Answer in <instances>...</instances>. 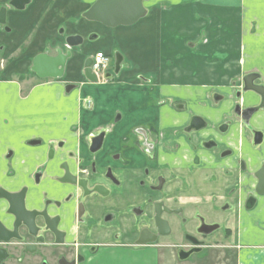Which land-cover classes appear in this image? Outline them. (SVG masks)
<instances>
[{"label":"crops","instance_id":"obj_1","mask_svg":"<svg viewBox=\"0 0 264 264\" xmlns=\"http://www.w3.org/2000/svg\"><path fill=\"white\" fill-rule=\"evenodd\" d=\"M10 1L0 0V7L5 8V24L0 25V185L9 190L25 183L35 185L32 189L38 193V200L30 195L29 209H40L43 198L62 199V191L43 194L52 168L47 171L49 179L45 186V174L38 184L30 176L41 165L57 166L65 158L67 149L75 150L77 135L70 131L73 124L79 120L81 124L110 121L113 124L119 120V113L125 119L120 123L130 124L133 112L128 111L132 105L123 107L128 90L140 92L143 88L146 96L142 101L150 105V113L154 115L147 119V110L132 123L146 124L153 130L152 137L157 139L158 126L171 129L187 117L186 113L177 114L167 105L159 108L155 104L159 98L189 104L197 113L208 117L213 127L229 115L235 80V84L240 83L241 76L248 72L258 73L264 80V0H148L144 3L145 15L136 23L114 28L82 17L95 0H29L24 10L9 5ZM92 34L95 39L88 41ZM71 35H80L84 45L72 50L64 78L48 83V79L26 77L37 54L54 55L53 49L58 46L62 49L64 38ZM96 51L120 56L123 68L118 79L122 83L118 81L105 90L84 84L81 91L65 92L63 80L85 81L81 74L83 61ZM38 68L45 74L46 61H40ZM140 74L149 78L145 85L136 80ZM19 76L26 78L21 81ZM214 94L225 98L215 101ZM82 95L92 97L93 110L78 107ZM143 102L140 100V104ZM235 129L239 130V126ZM117 132V139L127 138L122 130ZM236 134L232 131L219 140L225 139L233 145ZM208 135L209 132H201V137ZM31 139L39 140L40 145H28ZM52 140H62L65 144L54 148L53 160L49 161L46 153ZM240 142L238 157L245 160V172L229 158L216 162L211 151L198 150L193 159L178 153L173 166L179 195L183 199V195L198 198L203 195L209 199L218 195L220 188L224 193V188L250 187L254 180L246 174L264 163V153L253 155L249 138L242 137ZM163 149V146L157 148V158L163 155ZM8 150L12 152L6 157ZM135 162L139 166L143 164L139 160ZM70 166L75 168L73 163ZM13 173L16 183L7 178ZM242 197L232 203L233 217L226 219L233 230L228 244L237 253L235 264H264V229L259 228H264V193L249 211L243 209ZM6 207L0 202V219L6 217ZM106 209L107 206H102L95 210L93 217L97 224ZM73 219L71 215L69 227H73ZM97 224L89 233L93 241L111 242L108 224ZM79 230L67 231L65 242L71 244L87 234ZM22 249L19 248L18 254ZM85 257L79 264H159L162 258L154 246L126 245L101 247Z\"/></svg>","mask_w":264,"mask_h":264},{"label":"flooded vegetation","instance_id":"obj_2","mask_svg":"<svg viewBox=\"0 0 264 264\" xmlns=\"http://www.w3.org/2000/svg\"><path fill=\"white\" fill-rule=\"evenodd\" d=\"M12 2L13 0L8 4L15 7ZM2 8L4 7H0V10ZM94 39L95 35L93 34L87 38L88 41ZM83 45V38L77 45H69L64 38L62 49L58 46L55 50L53 49V52L55 51L54 55L58 49L62 54L69 52L70 56L66 59V65L68 59L73 55L72 50ZM97 52L99 51H96L92 56H87L83 61L81 69L82 79L85 80L83 83L63 80L65 92L81 91L84 84L97 86L100 90L111 89V86L117 85L120 81L118 75L123 68L120 56L104 52L105 59L101 64L95 60ZM45 54L52 55L48 52ZM65 65L61 75L52 77L49 75H52L53 71H47L49 75L42 77L38 71L33 69L32 60V67L26 77L31 75L40 77L39 79H48L47 82L50 83L64 78ZM87 67L90 68L89 76H92L94 80H90V77L85 73ZM248 75L255 76L252 81L254 85L264 86V80L256 72L244 73L238 84H235L237 81L235 80V89L230 96L232 105L229 115H225V120L213 127L210 125L208 117L197 113V109L189 104L188 107L186 103L159 98L155 103L159 108L167 105L177 114L186 113L187 117L184 122H180L171 129L158 126L157 139L152 137L153 130L149 126L132 123L139 115L141 116L147 111L145 108L143 112L135 113L136 106L140 104L139 94L142 93V98L146 96L143 88L140 92L128 90L127 97L123 102L125 108L132 105L131 110L128 111L133 112L130 124H125L127 121L120 123L125 120H122L120 113L119 120L113 124L111 121L109 123L90 124L84 122L81 124L80 120L77 124H73L70 131L77 135L74 152L67 149L65 158L56 164L57 166L41 165L30 176L33 182L38 184L45 174L43 183L45 186L49 179L47 171L52 168V176L43 194L45 196L53 195V192L58 194L62 191V199L43 198L40 199V209H29L27 207L28 197L32 195L34 200H38V193L32 189V186L35 185L30 186L29 183H25L18 186L16 190H9L0 185V202L7 205L6 217L0 219L5 228L12 231L15 212L21 219L23 209H20L19 204L21 206L23 204L27 210L46 211L48 221H54L55 227V232L49 231L46 229L43 219L37 217L35 224L39 229L36 236L42 238V241L38 242L36 236L30 235L27 229L19 226L17 232L23 236L21 241L13 238L8 243L0 242V255L3 256L0 259V264H37V261H42L38 255H47L48 258L44 259L43 264H79L85 261L86 254L91 255L101 247L115 245L135 248L154 246L159 250L161 256L163 249H167L166 254L170 253L171 257L174 256L178 261L177 264H193L194 258L207 260L211 263V253L216 249L233 248L235 252V248L227 243L233 230L227 225L226 219L233 217L232 207L234 205L232 203L239 201L241 195H243L242 207L245 211L256 207L259 197L264 193V163L251 174H246L254 180V183L250 182V187L240 185L239 187L224 188L226 190L224 193H221L222 188H220L219 194H215L209 199H205L203 195L200 198L183 195V199L179 195L178 179L174 171L176 167L173 164L177 161L178 153L183 152L189 159L190 157L193 159V155L196 157L194 152L203 150L213 152L216 162L229 158L239 165L240 170L245 172V160L238 157L242 137L249 138L253 155L264 153V105H261V97L256 91L245 89V84L249 80L245 78ZM19 78L21 81L25 79L23 76H19ZM136 80L143 85L149 82V78L141 74L136 76ZM120 83L122 82L120 81ZM137 88L139 87L134 89ZM142 98L141 102H143ZM224 98L220 94L213 96L215 101H217L216 99L224 100ZM146 105L148 104L143 102V106L146 107ZM78 107L86 111L93 110L92 97L82 95L78 100ZM216 107L215 105L214 109L217 110ZM167 113L168 111L164 114L167 116ZM151 114L154 115V112ZM252 121L257 127L253 125ZM237 125L239 130L235 129ZM118 130H122L127 138L117 139V133H120L117 132ZM232 131L237 132L235 136L237 140L233 145L229 142L226 143L225 139L219 140L221 136L229 135ZM201 132H209L210 135L201 137ZM120 136L122 137V134ZM27 144L40 145V141L31 139L27 141ZM64 144L65 141L62 140L50 141L46 153L47 159L53 160L54 148H61ZM159 146H163L164 149L163 155L157 158L155 151ZM11 152L8 150L6 157ZM254 159L256 160V158ZM135 160L142 161L143 164L139 166ZM72 163L75 166L74 169L70 166ZM14 177L15 173L10 174L7 177L8 181L16 183ZM5 196L10 198L11 206ZM98 202L100 203L96 206ZM125 204L130 205L127 207L128 209L125 208ZM102 206H107V209L102 212L99 218L100 223L97 224L98 221L94 220L93 214L98 207ZM50 210L53 211V214L50 213ZM156 212L160 229H158L155 220ZM71 215L74 218L73 227H69ZM123 223L128 224L127 228H122ZM96 224L97 226L108 224L111 242L93 241V235L89 233L92 228V230L96 228ZM61 226L64 229H61ZM78 228H80V233L85 230L87 234L71 244L66 243L67 231L73 229L76 232ZM177 232L180 237L177 243H160ZM219 233L222 234L223 244H215V240H209L214 234L219 235ZM180 240L187 243L183 244ZM19 248L24 249L20 254H18ZM26 256L31 257L27 258ZM27 259H30L32 263Z\"/></svg>","mask_w":264,"mask_h":264},{"label":"water","instance_id":"obj_3","mask_svg":"<svg viewBox=\"0 0 264 264\" xmlns=\"http://www.w3.org/2000/svg\"><path fill=\"white\" fill-rule=\"evenodd\" d=\"M29 0H13L12 4L17 9H22L25 3ZM148 0H95L90 4V6L82 13V17L88 21H94L101 23L102 25L114 28L117 26H130L136 23L140 18H142L146 13V8L144 3ZM5 24V9L0 10V25ZM82 41V38L79 35H71L66 38V42L69 45H77ZM70 56V53L62 54L58 49L56 50V55H47L45 53L38 54L33 59V69L38 71L39 75L42 77L49 75L47 71H53L52 77L61 75L64 68L66 59ZM40 61H46V74H41V70L38 68V63ZM90 68H85V73L89 76ZM48 73V74H47ZM90 80H94L92 76H89ZM255 76L248 75V82L245 84L246 90H254L261 97V105H264V86L254 85L252 83ZM195 120V119H194ZM99 139V138H98ZM80 186L81 184L78 183ZM9 201L10 206L11 200L9 197L5 196ZM20 209H23L21 212V219L17 212L14 213V221L12 223V231L5 228L0 222V242L8 243L13 238L17 241H21L23 236L20 235V232H17L18 227L20 226L23 229H27L30 235L36 236L38 227L35 224V219L41 217L45 223L46 229L49 231L55 232L54 221H48L46 211L38 210H27L25 206L19 204ZM158 213L156 212L155 220L160 229L159 221L157 220ZM37 237V236H36ZM37 241H42L41 237H37ZM1 253V250H0ZM3 256L0 255V259Z\"/></svg>","mask_w":264,"mask_h":264},{"label":"rangeland","instance_id":"obj_4","mask_svg":"<svg viewBox=\"0 0 264 264\" xmlns=\"http://www.w3.org/2000/svg\"><path fill=\"white\" fill-rule=\"evenodd\" d=\"M24 10V9H22ZM21 10V11H22ZM133 97V96H132ZM142 98V93L139 94L138 99L141 100ZM136 99V98H133ZM149 106V107H148ZM147 108V110H149L147 112V119L150 118V105H146V107L143 106V103L140 104L139 108L137 109V111H135V113H140L143 112L144 109ZM100 202H98L96 204V206L99 204ZM129 204H125V208L129 207ZM128 209V208H127ZM180 222V220H179ZM128 224L130 225V222L128 221ZM127 223H123L122 228L125 229L128 226ZM179 225V224H177ZM260 229H264L263 227H259ZM221 236L222 234L219 233V235H213L211 238H209L210 241L215 240V244H223L224 241L221 240ZM180 237H179V233H174L172 234L169 238H166L163 242L160 243H164V242H170V243H177L179 241ZM183 244H186L187 242H185L184 240H180ZM228 243V242H227ZM228 250V251H227ZM237 250V248H236ZM167 253V249H163V254H162V258H161V262L160 264H177L178 261L177 259H175V257H171V254ZM236 255V257H235ZM42 258V261H37V264H43L44 263V259H47V255H41L40 256ZM211 263H209L207 260H200L198 258H194V261H192L193 264H235V261L237 260V253L236 251L234 252L233 248H228V249H216L215 251H213L211 253ZM166 259V260H165ZM165 260V261H164ZM183 264H189V263H183Z\"/></svg>","mask_w":264,"mask_h":264},{"label":"built area","instance_id":"obj_5","mask_svg":"<svg viewBox=\"0 0 264 264\" xmlns=\"http://www.w3.org/2000/svg\"><path fill=\"white\" fill-rule=\"evenodd\" d=\"M103 59H105L104 55L102 53H97L95 55V60L98 62V63H103Z\"/></svg>","mask_w":264,"mask_h":264}]
</instances>
